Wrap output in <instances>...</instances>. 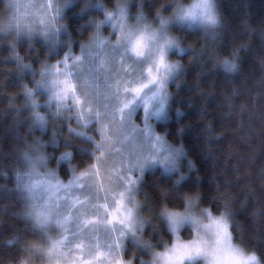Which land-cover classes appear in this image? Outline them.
Returning <instances> with one entry per match:
<instances>
[{"label": "clouds", "instance_id": "9594fccd", "mask_svg": "<svg viewBox=\"0 0 264 264\" xmlns=\"http://www.w3.org/2000/svg\"><path fill=\"white\" fill-rule=\"evenodd\" d=\"M151 3L0 0V46H8L0 51V264H64L81 238L85 255L103 250L99 264H264V194L250 189L238 197L215 176L207 199L199 183L184 186L198 167L181 135L190 124L179 122L185 106L174 108L176 136L157 127L171 119L173 97L186 82L200 100L213 96L199 83L216 70L227 80L230 114L242 56L254 34L264 41V25L245 17L243 34H232L225 46L231 29L222 0ZM77 4L73 30L66 10ZM255 59L264 79V48ZM192 64L198 67L190 82ZM149 67L155 79L138 93L123 89L125 81L148 79ZM9 73L16 76L11 88ZM66 80L73 89L65 90ZM200 105L211 154L214 129ZM77 152L87 158L82 162ZM93 159L100 161L104 191L90 169ZM157 169L150 188L146 173ZM129 172L135 180L125 183ZM259 176L264 188V166ZM121 189V218L81 231L83 215H108L96 201L111 207Z\"/></svg>", "mask_w": 264, "mask_h": 264}, {"label": "trees", "instance_id": "16d2710c", "mask_svg": "<svg viewBox=\"0 0 264 264\" xmlns=\"http://www.w3.org/2000/svg\"><path fill=\"white\" fill-rule=\"evenodd\" d=\"M146 6L154 7L151 0H146ZM77 7L78 4L66 10L73 30L80 20L75 12ZM132 7L135 8V4ZM222 8L231 29L226 36L225 46L228 45L232 34L237 36L243 34L239 29L245 17L253 25H264V0H222ZM7 47V44L0 46V51H6ZM261 48H264V41L254 34L252 46L242 56V70L234 77L237 81L238 94L233 98L230 114L225 115L229 112V107L224 102L227 80L222 72L216 70L204 75L201 78L203 82L199 83V88L204 93L213 92V96L200 100L198 94L193 95L195 86L186 82L173 97L171 119L166 123L157 124V127L167 126L169 134L176 136L178 120L174 108L176 104L185 106L179 122L187 120L190 124L181 135L198 167L184 181V186L191 187L199 183L204 190L205 199L213 190V176L221 183H227L230 190L238 197L243 198L250 189L258 195L264 194L259 176V170L264 166V79L261 77L262 69L255 59V52H259ZM197 67V64L189 66L187 70L189 78L195 74ZM190 82H192L191 78ZM6 83L10 88L15 86L14 73L8 74ZM200 104L205 105L206 115L203 119L214 129L211 154L206 153L204 147V121L198 118L201 111ZM6 122L5 120L4 123ZM87 155L86 152H77V158L82 162ZM94 161L95 159L90 164L94 165ZM61 171L67 175V168L63 164ZM158 172L159 169L156 172L146 173L148 187H153L151 179ZM196 172L200 173L198 179ZM163 179L164 177H161V180Z\"/></svg>", "mask_w": 264, "mask_h": 264}, {"label": "snow or ice", "instance_id": "6c2138e0", "mask_svg": "<svg viewBox=\"0 0 264 264\" xmlns=\"http://www.w3.org/2000/svg\"><path fill=\"white\" fill-rule=\"evenodd\" d=\"M133 51H135L137 53V55L141 54L143 51L142 45L140 44L139 41L135 42L133 44ZM124 68L128 69L129 65L127 63L124 64ZM149 72V78L140 82H134L131 85H129L127 83V81H125L122 85L124 90H127L129 88H131V90L133 92L138 93L145 84L149 83L150 80L155 79L156 78V73L153 72L151 70V67H149L148 69ZM74 86L72 84L71 81L66 80L65 81V90L67 89H73ZM80 97L76 96V102L79 103L80 102ZM106 128V125H105ZM102 131H104V129H102ZM108 139L110 140L111 137H108ZM104 155V150L103 148L101 149V151L96 153L97 158L102 157ZM90 169L93 171L95 178H96V182L98 185V189L100 191H104L106 189V187H108L106 185V182L104 180V176L102 173V169L100 166V161L99 159L96 160V163L94 165L90 166ZM112 172H118V168H113L111 170ZM87 174V171L85 170H81V172L79 173L80 176H84ZM121 175H123L121 173ZM135 180V177H133L131 175V173L129 172L127 174V178L125 179V183H129L130 181ZM115 195V194H114ZM123 196H124V191L123 189L120 190L119 195L115 196V207L114 208H110L108 205L107 200H97L96 203H98L102 209L106 210L108 212V217H107V221H105L100 214H85L82 216L81 221H82V228L81 231L83 230V227L90 226L89 225V221H99L98 224H94L91 226H95V225H99L102 223H108L111 224L112 220L115 219H120L121 217L117 215V212L121 210L122 205H123ZM74 202H78L76 200H74ZM225 229H226V224H225ZM64 237H61V240H63ZM77 242L75 244H72V248L74 249V251L71 252L70 257L64 262V264H99V260L98 258L103 255V250L102 249H97V251L94 254L91 255H85V251L86 249V245H87V241L83 238L76 240ZM175 247H179V242ZM49 251H51V249H49ZM188 251L187 248V243H185V252ZM67 254V253H66ZM183 254L184 253H180L179 255V259L182 260L183 258ZM56 264H61V262L59 260H57Z\"/></svg>", "mask_w": 264, "mask_h": 264}, {"label": "rangeland", "instance_id": "374dc122", "mask_svg": "<svg viewBox=\"0 0 264 264\" xmlns=\"http://www.w3.org/2000/svg\"><path fill=\"white\" fill-rule=\"evenodd\" d=\"M159 123V122H158ZM96 163V160L94 161V164ZM85 171H87V168L85 169ZM115 207V204H113L110 208H114ZM108 213V212H107ZM100 215H101V217L105 220V221H107V217H108V215L105 217L104 215H103V211L100 213ZM117 215H118V212H117ZM119 219H115V220H112L111 221V223L113 222V221H118ZM99 223V221H89V225H94V224H98ZM87 226V225H86ZM77 241L75 240V241H73V244H75Z\"/></svg>", "mask_w": 264, "mask_h": 264}]
</instances>
